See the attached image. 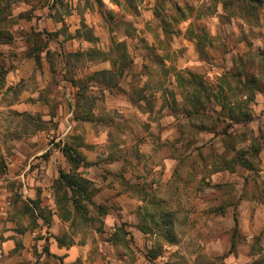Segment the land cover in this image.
Segmentation results:
<instances>
[{"label": "rangeland", "instance_id": "rangeland-1", "mask_svg": "<svg viewBox=\"0 0 264 264\" xmlns=\"http://www.w3.org/2000/svg\"><path fill=\"white\" fill-rule=\"evenodd\" d=\"M103 2L102 16L95 0H77L75 12L67 0H0V27L14 38L0 43V202H11L0 251L16 244L0 264H66L49 256L57 236L81 246L74 264H264V1ZM48 4L57 40L35 24ZM35 52L46 53L40 66L27 60ZM28 62L32 76L11 84ZM231 109L251 121L234 122ZM65 145L80 146L105 179V165L124 161L148 204L131 217L107 204L116 232L92 207V220L70 230L38 223L6 162L24 149L31 172ZM243 156L252 170L234 161ZM113 183L129 189L124 176Z\"/></svg>", "mask_w": 264, "mask_h": 264}, {"label": "crops", "instance_id": "crops-1", "mask_svg": "<svg viewBox=\"0 0 264 264\" xmlns=\"http://www.w3.org/2000/svg\"><path fill=\"white\" fill-rule=\"evenodd\" d=\"M54 2L56 0H53ZM70 5V9L72 12H75V9L77 7V0L73 2V0H67ZM98 4V10L100 12L101 8H105V4L103 0H95ZM45 10H47V14H43L42 16H39V18L34 19L35 24H40L42 27L49 25V28L47 27V30H43L45 34H53L55 37L54 40L58 39L59 33L57 29L59 27V24H54L52 21V12L53 8L49 4L44 6ZM74 9V10H73ZM102 11V10H101ZM110 11V10H109ZM101 14V12H100ZM102 15V14H101ZM107 15V14H106ZM103 16V15H102ZM67 22V20H65ZM62 24L64 22H61ZM50 27L55 30V32H49ZM63 27V26H62ZM81 25L78 24L75 26V31H80ZM76 32V33H77ZM79 33V32H78ZM41 55H45L46 53L41 52ZM27 60H34L35 58L28 55ZM26 61V60H25ZM36 63V61H35ZM35 70V64L33 62H28L27 66L25 67L24 64H20L17 66L14 71H11L9 74L12 75V78L9 81L11 84L14 82H20L22 79H27L28 77L32 76ZM81 148H79L80 151ZM151 147H149L148 150H143L145 153L151 152ZM4 149L2 146H0V153H3ZM81 152V151H80ZM17 157L9 162H6L7 165L10 168L15 169V173L10 177L18 180V185L20 186V193L22 195V198L27 200L30 204V208H28V213L31 214L32 217L37 218L38 223H43L47 227V229L52 230V232H56V230H59V228H62L61 226L65 227L66 229L70 230L71 225L73 224L71 221L67 222L63 219L61 216V213L58 210L56 198L57 194L54 189L55 182L60 177V172L63 171L65 173L71 172V166L65 156L62 152L55 151L50 154L47 160H38L41 162L37 169L34 171L29 172V169L31 166H26V159H27V152L26 150H18L17 151ZM82 154V153H81ZM84 157L85 155L82 154ZM86 158V157H85ZM32 160V159H31ZM57 160H59L57 162ZM87 161L92 163V166L89 168H80L78 170V173L82 175V177L86 178L91 182V188L93 190L92 199L97 205H103L108 208V214L107 220L105 221V229L112 231L114 230L116 232V229L118 225L120 224V216L116 212H112L111 208L107 204H112V202H119L124 209L123 211H120V215L123 214V216H134L133 210L137 209V205L139 204L140 207H144V205L148 204V196H143L140 201H137V193L135 191V188L138 184H136L134 180V173L131 168L127 169L126 164L124 161H113L109 165H105L106 171H108V179L102 178L97 176L95 171L98 169L100 170L101 165H97L93 163L92 158H87ZM11 163V164H10ZM10 164V165H9ZM28 165V164H27ZM30 165V163H29ZM158 168H156L157 170ZM138 174V173H137ZM124 176L127 182L128 190L123 189V187L118 183H113L114 177L116 176ZM166 179L163 183L165 185H168L171 183L172 177L166 176ZM22 185V186H21ZM158 185L155 184L154 187H157ZM148 188V186H147ZM147 191H151L148 189ZM161 196L160 194L158 195ZM36 204H38L39 208L37 209ZM0 213L6 215L7 211L10 209L11 202L9 200H4L3 202H0ZM48 208H46L47 206ZM49 210V211H48ZM48 211L49 213V219H44V212ZM137 213H135L136 215ZM47 224V225H46ZM68 226V227H67ZM62 228V229H65ZM67 230V231H68ZM57 238H61V236L53 237L51 239L50 243V257L57 256L60 259L63 260L66 264H74L80 259L81 254V246H79L76 242H69L67 244L70 245H59ZM16 248V244L13 243V241H3L2 242V250L0 253L2 255H9L10 251ZM49 251V248H48ZM45 254V257L48 256ZM0 254V255H1Z\"/></svg>", "mask_w": 264, "mask_h": 264}, {"label": "trees", "instance_id": "trees-1", "mask_svg": "<svg viewBox=\"0 0 264 264\" xmlns=\"http://www.w3.org/2000/svg\"><path fill=\"white\" fill-rule=\"evenodd\" d=\"M239 1H246V0H239ZM249 1H252L257 4H262L264 0H249ZM0 24H1V18H0ZM44 35L48 36L49 38L54 36L53 34H45L43 32L42 36ZM13 40L14 38L12 34H10L9 32H4L0 27V43L9 44ZM119 45H124V44L121 43ZM30 56L35 58L36 64L40 66L42 62L41 54L35 52L33 54L31 53ZM121 58L124 62H126L127 55L122 54ZM108 73H110L108 70L99 72V74H103V75ZM122 74L123 71L120 72V76H122ZM72 84L78 86L79 82L73 81ZM254 84H255L254 82H250V87L254 88ZM224 89H225L224 87H220L219 91L223 93ZM225 108H226V104L222 103L221 111L219 112V114L222 113L225 110ZM236 109L240 110V108H236ZM235 110L233 109L230 110V117L234 122L245 123L251 121V117L249 116L247 111L237 113V110L236 111ZM79 148L80 146L73 147L68 145H65L62 148L61 152L69 162L72 169L70 173H65L63 171L60 172V177L55 182L54 189L57 194L56 203L58 210L65 221L67 222L71 221L72 223H75L78 219H80L82 222L89 223L92 220V217L90 216L91 213L89 207H92L97 212L100 218L108 214V208L103 205H97L93 201L92 199L93 190L91 188L92 185L91 182L86 178L82 177V175L78 173V170L80 168H89L90 166H92V163L88 162L87 159L79 152L78 150ZM257 155L258 153L256 152L255 156ZM234 161L248 170L253 169L252 162L247 158H245V156L238 157ZM35 205L38 209L39 208L38 204L35 203ZM235 222L237 225L238 224L237 218H235ZM57 241L61 246L70 245L67 244L66 240L62 238H57ZM45 250L48 251V248H46ZM262 261L264 262V260Z\"/></svg>", "mask_w": 264, "mask_h": 264}, {"label": "built area", "instance_id": "built-area-1", "mask_svg": "<svg viewBox=\"0 0 264 264\" xmlns=\"http://www.w3.org/2000/svg\"><path fill=\"white\" fill-rule=\"evenodd\" d=\"M34 235H36V232H34Z\"/></svg>", "mask_w": 264, "mask_h": 264}]
</instances>
